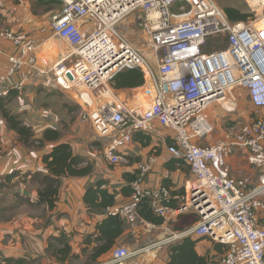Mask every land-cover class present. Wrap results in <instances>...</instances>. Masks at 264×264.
Returning <instances> with one entry per match:
<instances>
[{
	"label": "built area",
	"instance_id": "obj_1",
	"mask_svg": "<svg viewBox=\"0 0 264 264\" xmlns=\"http://www.w3.org/2000/svg\"><path fill=\"white\" fill-rule=\"evenodd\" d=\"M58 1L61 12L53 16L51 29L70 51L48 69L47 83L64 91L83 89L80 99L89 106L90 94L107 93L117 73L137 68L151 95L142 112L116 97L83 111L95 137L104 143L103 158L110 164L121 162L120 150L131 143L132 134L159 123L175 135L169 154L182 160L193 177L185 185L182 205L174 210L168 205L167 189L145 186L154 158L140 164L129 201L108 209V215L134 229L138 211L146 204L164 220L190 212L199 220L138 249L115 247L98 264H142L186 237H206L225 246L221 264H264V116L232 127L224 141L209 146L195 143L212 132L206 115L210 104L227 101V93L235 87L244 89L252 106L264 112V0H250L263 13L257 24L229 22L214 0ZM5 2L0 0V10ZM134 13H139V28L157 64L155 70L116 31ZM218 37L226 40V47L205 53L208 41ZM0 38L17 49L0 77L2 84L24 68L38 76L47 74L37 69L34 48L21 37L3 30ZM20 86L13 89L19 91ZM7 94L8 89L0 90V98ZM236 151L258 174L252 186L228 174L226 160Z\"/></svg>",
	"mask_w": 264,
	"mask_h": 264
},
{
	"label": "crops",
	"instance_id": "obj_2",
	"mask_svg": "<svg viewBox=\"0 0 264 264\" xmlns=\"http://www.w3.org/2000/svg\"><path fill=\"white\" fill-rule=\"evenodd\" d=\"M61 8L58 0H6L0 10V31L6 30L18 35L26 45L32 46L34 51L46 52L49 59L54 62L70 51L69 46L58 39L51 29L52 18L61 12ZM83 30H86V27ZM54 41L58 43L57 48ZM16 52L17 49L10 41L0 38V77L5 75L9 67V58ZM19 84H21L19 91L13 89L14 85ZM2 88L8 89L14 95L8 104V109L14 114L21 115L24 122L32 127L36 138H40L46 129L59 131L61 134L59 142L68 143L74 155L93 165V171L83 178L63 179L56 207L48 211L45 206H42L46 212L45 219L38 215L31 217L25 213L19 216L18 220L14 218L10 221H0V259L26 260L29 256H42L45 254L48 238L58 236L60 231L68 236L72 253L80 255L82 249L90 250L95 243L88 244L87 238L95 236L96 224L105 216L90 214L87 211L82 202L86 188L97 181H104L103 187L115 196V205L111 208L119 207L130 199L132 194L130 184L135 178L138 166L151 157L155 162L145 179V186L167 189L170 195L169 205L172 209L176 210L182 205L185 185L193 177L188 166L182 160L173 158L168 152V147L174 144L175 135L171 130L159 123H153L148 131L134 132L131 143L120 150L122 161L110 164L101 154L104 147L103 141L93 136L89 123L81 120L79 116L85 109L92 108L94 105L96 108L104 103L100 96L94 94L92 98L89 96V106H86L80 99V89L61 90L54 87L52 83H47L45 77L36 76L27 68L13 78L7 79L4 84L0 82V90ZM108 90L110 96L130 106H136L139 112L145 109L151 99L146 82L141 87L117 90L109 84ZM60 93L66 94L73 107L79 108L80 112L76 119L70 117L73 114L69 112L71 109L67 107V113L61 107L60 95H58ZM234 95H236L235 92L231 94V98ZM219 107L223 108L220 102H213L208 107L206 115L212 132L195 140L199 146H209L227 139L230 130H222L218 125L215 126L219 119L217 117L220 115ZM60 116L65 118L60 119ZM53 145L55 143H47L42 150L23 148L17 144L15 134L6 128L0 116V180L14 171H19L21 175L28 174L23 177L24 181L18 182L15 189L20 198L34 204L38 186L35 184L36 187H33L31 175L38 172L46 173L41 156ZM92 153L95 154V158L90 156ZM226 164L231 178L246 180L248 185L256 182L258 174L247 164L243 153L233 152L227 158ZM5 205L6 203L2 207L5 208ZM139 210L146 213V210L142 208ZM124 225V232L116 240L112 249L124 244L126 237L130 234L133 235L134 242L148 244L182 231V214H174L169 219L163 220L161 224H152L139 216L138 226L135 225L134 229L125 222ZM10 235L16 242L4 241V238ZM169 246L170 244L163 247L156 258L144 259L142 264H167ZM109 252L99 257L97 261L105 259ZM196 252L200 256L207 253L211 257L216 256L209 239L198 242ZM47 264L58 263L49 260Z\"/></svg>",
	"mask_w": 264,
	"mask_h": 264
},
{
	"label": "trees",
	"instance_id": "obj_3",
	"mask_svg": "<svg viewBox=\"0 0 264 264\" xmlns=\"http://www.w3.org/2000/svg\"><path fill=\"white\" fill-rule=\"evenodd\" d=\"M222 10L227 20L231 23L246 22L250 17L247 13L236 7L226 6ZM144 83L145 80L142 72L137 68H133L117 73L109 84L113 89L117 90L141 87ZM13 96L12 92L8 91L5 97L0 98V116L6 124V128L15 134L17 144L28 150H42L47 143H55L48 152L41 156V162L44 165L46 173L38 172L31 175V179L38 186L37 199L33 205L27 201L30 206H45L48 211L53 210L56 207L62 187V180L89 176L93 171V165L85 159L74 155L68 143L59 142L61 134L57 130L46 129L40 138H36L32 127L24 122L21 115L14 114L8 109V104ZM27 175L25 174L23 177ZM19 176H22L20 172L14 171L2 177L0 180V195L4 194V190L16 186L18 181L16 182L15 180ZM104 185V181H97L88 186L82 198V202L90 214L105 216L96 224L95 236L87 238L88 244L94 242L95 245L90 250L82 249L80 255L74 254L69 245L68 236L60 231L58 236L48 238L45 249L46 255L54 260L55 263L63 264L70 260H80L81 256L89 253L85 264H98L97 259L109 252L116 240L123 234L125 225L120 217L107 214V210L115 205V196L108 193L103 187ZM21 199L23 202L25 201L24 198L21 197ZM3 201L2 205L5 204ZM140 208L146 210V213H143L141 210L138 211V215L144 220L152 224H161L163 222L164 219L154 216L146 204H143ZM7 211L6 208L0 206V214H5ZM189 218L192 222L185 226L182 225V230L185 229L184 227L192 226L199 220L196 213L182 214V221ZM12 219L10 216H0V221H10ZM202 239L209 238L186 237L170 244L168 247L169 260L167 264H221L226 247L209 239L213 244L216 256L211 257L208 253L200 256L196 252V244ZM2 261L3 264L27 263L25 259L20 258H4Z\"/></svg>",
	"mask_w": 264,
	"mask_h": 264
},
{
	"label": "rangeland",
	"instance_id": "obj_4",
	"mask_svg": "<svg viewBox=\"0 0 264 264\" xmlns=\"http://www.w3.org/2000/svg\"><path fill=\"white\" fill-rule=\"evenodd\" d=\"M214 1L221 9H223V7H226V6L239 8L240 10H242L243 12L247 13L250 16L247 21L252 22L253 24L259 23V21H261L263 18V13L261 11V8L255 2H254L255 4H253V2L250 0H214ZM138 16H139V13H134L128 16L123 22L119 23L116 26V31L124 37V39L130 45V47L138 55L148 60L152 68L155 70L157 67V64L156 62H153L151 51L149 49V44L147 43L145 36L143 35V33L141 32L139 28ZM54 44L57 48L58 43L54 41ZM225 47H226V40L224 38L222 37L213 38L210 41H208L206 47L204 48V52L207 51L205 53H210L212 51L223 49ZM35 54L37 57V65H36L37 69L39 70L42 69L44 72H46L47 74L43 75L42 77H45V79H49L48 69L51 67L53 63H55L59 59L52 62L49 59V56L47 55V53L44 51L40 52L36 50ZM35 75L38 76L36 71H35ZM83 91H84L83 89H80L81 93ZM233 92H235L236 95H234V97L231 98V94ZM58 95H60L59 103L61 107L64 108L67 111V113H68L67 107L68 109H71L69 110V112H73V114L70 115V117L76 119L75 117L77 116L78 112H80L79 108H77L76 106L73 107V104L69 101V97L66 94L60 93ZM94 95L100 96V99L104 102H109L112 100V96H110L109 90L107 91V93H103L102 95H98L96 93ZM94 95L90 94L89 96L92 98ZM224 103H226V105L223 106V108L219 107L218 109V113L220 115L217 117L219 119H217L218 121L215 124V126L218 125L222 130L224 129L230 130L234 126L246 124V123L256 120L257 118H261L264 116L263 111L257 110L252 106V104L250 103L249 97L247 95V92L242 88L235 87L234 89L229 91L227 93V101L220 102V104L222 105H224ZM93 107L95 108V105L92 106V108ZM79 116L81 120L87 122L85 118L83 117V112H82V115L80 114ZM64 118H65L64 116L63 117L60 116V119H64ZM90 127L93 133V136H95L91 125ZM22 179H23V175L19 176V178L15 181L16 182L24 181V179L23 180ZM31 181L33 183V187H36L33 179H31ZM16 186H12L10 189L4 190L3 192L4 194L0 195V206H2L1 203L4 200L3 202L6 203L5 208L8 210L5 214L4 213L0 214V216L1 217L10 216L13 219L16 218L18 220L19 216L25 213H28V215H30L31 217H35L38 215L45 219L46 212L44 208L42 206L40 207L30 206L31 203L28 200H25L23 202L20 196H18V192H16V189H15ZM191 222L192 221L190 218L184 219L182 221V225L185 226L186 224H190ZM136 226H138V224ZM11 237L13 236L10 235L8 237H5L4 241L16 242ZM133 238H134L133 235L130 234V236L126 237L125 239L126 242L120 246H125V247L128 246L130 249H138V248H141V247H144L150 244V243L145 244L143 242L136 243L133 241L134 240ZM133 244L135 246H133ZM88 257H89V253L81 256L80 260H70L67 262V264H85L88 260ZM49 260H52V259L49 258L48 255H46L45 253L42 256H39V255L29 256L28 259H26L25 261L27 262L26 264H47ZM0 264H3L2 259H0Z\"/></svg>",
	"mask_w": 264,
	"mask_h": 264
},
{
	"label": "bare ground",
	"instance_id": "obj_5",
	"mask_svg": "<svg viewBox=\"0 0 264 264\" xmlns=\"http://www.w3.org/2000/svg\"><path fill=\"white\" fill-rule=\"evenodd\" d=\"M253 4H255V3L253 2Z\"/></svg>",
	"mask_w": 264,
	"mask_h": 264
}]
</instances>
